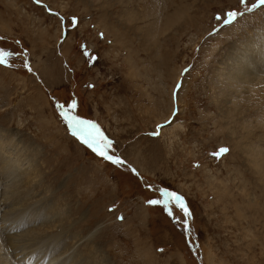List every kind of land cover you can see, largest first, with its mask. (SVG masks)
Segmentation results:
<instances>
[{
    "label": "rangeland",
    "instance_id": "374dc122",
    "mask_svg": "<svg viewBox=\"0 0 264 264\" xmlns=\"http://www.w3.org/2000/svg\"><path fill=\"white\" fill-rule=\"evenodd\" d=\"M261 39V0H0V138L43 196L24 242L56 235L78 264H264V102L229 74Z\"/></svg>",
    "mask_w": 264,
    "mask_h": 264
},
{
    "label": "bare ground",
    "instance_id": "6f19581e",
    "mask_svg": "<svg viewBox=\"0 0 264 264\" xmlns=\"http://www.w3.org/2000/svg\"><path fill=\"white\" fill-rule=\"evenodd\" d=\"M230 63V79H235L236 76L243 79L244 81L239 80V82L245 83L246 85L248 83V87H245L252 93L253 98H260L261 102H264V41H262L259 45L247 44L242 52L233 58ZM233 73H235V77ZM258 110H260V119L262 120L264 116V107H261ZM172 121L171 123L174 125L175 123ZM260 127H264V121L260 122ZM165 129H167V127ZM232 132L234 133L235 131L233 130ZM226 139L229 141L228 138ZM4 140V138H0V220L2 223H0V264H78V261L73 257L70 260L69 253L66 251L60 252V254H64L65 256H62L61 259L57 258L59 248L54 243L56 235L54 236L51 234L52 236L50 237L40 238V234H38V236L36 231L31 239H41L43 243L33 245L24 242V232L21 229L25 228L32 222L27 224L25 219L24 221L22 220V217L29 212L27 218L32 219V215L34 214L32 210L40 205L38 202L41 201L43 196L41 197L40 194V196L34 194L32 189L38 185V183H36L37 180L31 176V172L29 170L22 168V162L18 161L15 156L13 157L10 154V150H8V148L13 146V142H11L12 138ZM259 152L260 157L264 160V151L260 150ZM260 162L261 163L255 161V167L257 168L256 172L259 174V177H261L259 182L263 186L264 161ZM27 164L29 165V163ZM21 172H23V175ZM25 184L28 191H23ZM261 194L264 196V192ZM10 198L22 200L24 204H19L9 211L10 203L8 204L7 201L8 199L10 201ZM263 207L259 204V208L264 212ZM44 259L46 263L44 262ZM106 262L101 258H96L93 264H106Z\"/></svg>",
    "mask_w": 264,
    "mask_h": 264
},
{
    "label": "snow or ice",
    "instance_id": "6c2138e0",
    "mask_svg": "<svg viewBox=\"0 0 264 264\" xmlns=\"http://www.w3.org/2000/svg\"><path fill=\"white\" fill-rule=\"evenodd\" d=\"M240 3L243 4L244 0H240ZM261 3H264V0H261ZM237 15L236 12L230 11L228 13V17H235ZM75 19V18H73ZM228 21H226L227 23ZM11 55V53H4L3 50H0V63H5L3 60V55ZM25 67L29 68V71H31V68L28 66L27 63H25ZM72 107H75V104L72 105ZM62 115L65 116V119L68 122L69 128L72 130V134L74 136H77V138L81 139V143L86 145L89 149H91L94 153L101 156L102 158L111 161L113 163L121 164L123 161L119 157H114L112 155H109L107 152V149L111 147L112 142L107 140L106 137H102V134L99 132V129L96 128L95 124H92L89 121L82 120L79 117L73 116V117H67L66 113H62ZM88 128H92L95 130L96 135L93 136L90 132L87 131ZM220 153L227 152V148H221ZM164 195L168 197L169 199H174L177 205L179 206L180 210L185 214V216L189 215V209L184 203L183 197L177 195L176 193H169L167 190H164ZM150 204L156 205L162 203L159 200H150ZM165 208H168L167 203H165ZM169 210V214H171V210Z\"/></svg>",
    "mask_w": 264,
    "mask_h": 264
},
{
    "label": "water",
    "instance_id": "95a60500",
    "mask_svg": "<svg viewBox=\"0 0 264 264\" xmlns=\"http://www.w3.org/2000/svg\"><path fill=\"white\" fill-rule=\"evenodd\" d=\"M65 110V109H64ZM66 111V110H65ZM67 115V117H69L68 116V114H66ZM70 129V128H69ZM71 130V129H70ZM72 131V130H71ZM159 193L162 195V196H165L164 195V190L161 188V189H159Z\"/></svg>",
    "mask_w": 264,
    "mask_h": 264
}]
</instances>
